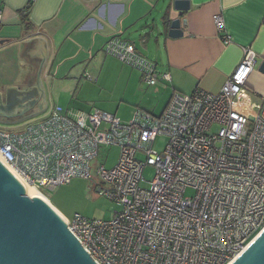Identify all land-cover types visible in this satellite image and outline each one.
<instances>
[{
	"label": "built area",
	"instance_id": "built-area-1",
	"mask_svg": "<svg viewBox=\"0 0 264 264\" xmlns=\"http://www.w3.org/2000/svg\"><path fill=\"white\" fill-rule=\"evenodd\" d=\"M214 22L226 28L221 13ZM105 51L150 85L170 79L119 35ZM256 64L257 52L244 47L219 92H176L159 115L137 108L123 121L103 109L54 105L19 128L0 127V154L39 189L94 179L95 169L97 192L120 210L108 220H66L98 264H229L264 229V95L252 117L235 108ZM160 135L168 137L161 152ZM103 144L119 147L117 163L93 168ZM146 166L155 168L151 181Z\"/></svg>",
	"mask_w": 264,
	"mask_h": 264
},
{
	"label": "crops",
	"instance_id": "crops-1",
	"mask_svg": "<svg viewBox=\"0 0 264 264\" xmlns=\"http://www.w3.org/2000/svg\"><path fill=\"white\" fill-rule=\"evenodd\" d=\"M172 1L0 0V91L29 85L41 65L46 106L39 117L54 106L48 102L55 94L53 83L61 84L58 94L67 102L75 85L76 90L103 92L108 84L120 81H125V94L135 98L123 100L126 107L159 115L176 92H219L242 59L244 47L251 46L257 52V64L236 98L235 108L252 117L264 95V72L259 69L264 61V0H189V10L182 14L172 11L173 17L181 14L186 20L182 23L184 34L177 38L168 36L165 25ZM23 13L28 14V24ZM217 13L225 20L224 30L216 27ZM225 34L230 36L229 43L222 39ZM115 35L132 41L139 52L157 63L160 73H169L170 79L150 85L139 70L107 54L105 45ZM35 37L45 40L44 61L25 52L32 49ZM100 105L98 109L110 107L105 101ZM30 119L10 124L21 123V127Z\"/></svg>",
	"mask_w": 264,
	"mask_h": 264
},
{
	"label": "water",
	"instance_id": "water-1",
	"mask_svg": "<svg viewBox=\"0 0 264 264\" xmlns=\"http://www.w3.org/2000/svg\"><path fill=\"white\" fill-rule=\"evenodd\" d=\"M190 7L189 0H173L168 5V23H165L168 36H183L182 23L186 20L181 14ZM172 11L181 14L173 17ZM35 38L37 41L32 49H25V52L30 58L41 57L44 61L45 40ZM41 67L29 85L7 86L4 92L0 91V122L26 120L45 109ZM259 69L264 72V61ZM0 264H98L59 211L39 196L28 195L24 185L1 160ZM229 264H264V229Z\"/></svg>",
	"mask_w": 264,
	"mask_h": 264
},
{
	"label": "rangeland",
	"instance_id": "rangeland-1",
	"mask_svg": "<svg viewBox=\"0 0 264 264\" xmlns=\"http://www.w3.org/2000/svg\"><path fill=\"white\" fill-rule=\"evenodd\" d=\"M127 76L128 73H126ZM51 88L54 91V97L50 96L48 98L49 105H61L69 110H94L101 108L100 102L105 101L110 103V107L103 109L116 116L120 117L123 121H129L132 119L134 114V109L132 107H126V103L123 100H135V98L125 94V81H120L118 85L115 83H110L107 85L105 91H82L80 87L76 90V85L69 96V100L64 101L63 95L60 96L61 84L53 83ZM131 91V88L128 92ZM77 106H76V105ZM84 105H89L86 108ZM93 106V107H92ZM95 107V108H94ZM136 110V109H135ZM39 117L36 115L32 118ZM21 124V123H20ZM19 123L7 124L0 123V127L4 129H15L20 127ZM168 137L160 135L154 147L159 152L163 151L166 147ZM120 149L118 146L101 145L98 156L93 162V168L99 165H104L106 168H111L115 166L119 157ZM94 179H87L82 177H74L69 182L60 184L55 188L40 187L43 193L56 205L68 219H73L76 214H80L89 219H103L108 220L114 216V212L120 210V206L114 200L106 197L105 195H100L96 190V183L98 182V177ZM143 174L146 180L151 181L155 176V168L152 166H146ZM144 186H148L149 183L144 182ZM194 194V191L189 189L187 195Z\"/></svg>",
	"mask_w": 264,
	"mask_h": 264
},
{
	"label": "bare ground",
	"instance_id": "bare-ground-1",
	"mask_svg": "<svg viewBox=\"0 0 264 264\" xmlns=\"http://www.w3.org/2000/svg\"><path fill=\"white\" fill-rule=\"evenodd\" d=\"M0 160L9 168V170L16 176V178L24 185L25 191L30 196H39L40 198L44 199L46 202H48L50 205L55 207L50 199L43 193L42 190H40L38 187H36L34 184H32L24 175H22L19 171H17L13 166H11L4 157L0 154ZM55 209H57L55 207ZM57 211H59L57 209ZM59 213L64 217L65 216L59 211Z\"/></svg>",
	"mask_w": 264,
	"mask_h": 264
},
{
	"label": "trees",
	"instance_id": "trees-1",
	"mask_svg": "<svg viewBox=\"0 0 264 264\" xmlns=\"http://www.w3.org/2000/svg\"><path fill=\"white\" fill-rule=\"evenodd\" d=\"M23 20H24L25 23L28 24V22H29L28 14L23 13Z\"/></svg>",
	"mask_w": 264,
	"mask_h": 264
}]
</instances>
